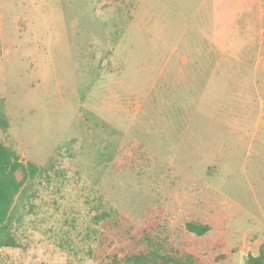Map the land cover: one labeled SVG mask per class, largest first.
I'll list each match as a JSON object with an SVG mask.
<instances>
[{
	"label": "rangeland",
	"instance_id": "rangeland-1",
	"mask_svg": "<svg viewBox=\"0 0 264 264\" xmlns=\"http://www.w3.org/2000/svg\"><path fill=\"white\" fill-rule=\"evenodd\" d=\"M0 142L41 169L0 264H245L264 242V0H0Z\"/></svg>",
	"mask_w": 264,
	"mask_h": 264
},
{
	"label": "trees",
	"instance_id": "trees-1",
	"mask_svg": "<svg viewBox=\"0 0 264 264\" xmlns=\"http://www.w3.org/2000/svg\"><path fill=\"white\" fill-rule=\"evenodd\" d=\"M41 169L32 162L22 163L19 156L0 142V251L16 245L13 226L25 195L26 184L34 180ZM185 230L194 236H205L209 228L192 223ZM116 259L119 264H196L190 258H181L160 250H120ZM245 264H264V242L256 256L248 255Z\"/></svg>",
	"mask_w": 264,
	"mask_h": 264
}]
</instances>
